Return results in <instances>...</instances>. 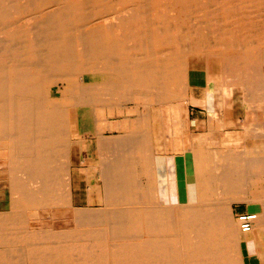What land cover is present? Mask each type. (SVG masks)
<instances>
[{"label":"bare ground","instance_id":"6f19581e","mask_svg":"<svg viewBox=\"0 0 264 264\" xmlns=\"http://www.w3.org/2000/svg\"><path fill=\"white\" fill-rule=\"evenodd\" d=\"M192 63L210 129L172 111L187 156L155 190L147 117L114 114L142 96L187 99L202 81ZM226 80L245 120L221 143L213 91ZM89 169L100 184L82 205L73 174ZM241 202L257 214L249 233L230 213ZM242 237L264 264V0H0V264H242Z\"/></svg>","mask_w":264,"mask_h":264},{"label":"rangeland","instance_id":"374dc122","mask_svg":"<svg viewBox=\"0 0 264 264\" xmlns=\"http://www.w3.org/2000/svg\"><path fill=\"white\" fill-rule=\"evenodd\" d=\"M255 11V10H254ZM257 11V10H256ZM259 11V10H258ZM121 12V11H120ZM187 16H185V14L181 15V21H184L186 26L187 20L186 19ZM199 20V21H198ZM201 22L200 19L196 18V22L193 21L192 23H188V25L186 27H191L193 25V27H197L195 23ZM102 25H107L109 22L107 21H103L101 22ZM105 23V24H104ZM195 24V25H194ZM182 27V29L186 28V27ZM194 62H196V60H194ZM194 64V65H193ZM210 64V63H209ZM198 64L196 63H192V66L194 68L195 74L199 75L200 79L199 81H201V83H191L188 84L186 86V88L188 89H184L186 91V94H189L192 98H196V99H200V100H207L208 94H207V86L206 83L204 82V80L207 81V75H206V70L203 69L202 67L197 66ZM222 77H223V73H222ZM226 92L222 89H216L215 91H213V96L218 94V92H222L224 95H220L218 96V98L216 99L217 103H222L223 99L227 96V101H233L235 103L234 108L231 109V114L230 116H232V119H230L229 123L227 126H223V128L221 127L220 131V140L219 142H223V143H227V142H236L238 140H240V138L243 137L242 133H243V128L240 127L243 124V121L245 120V111H244V95L241 92L242 88L241 87H235L233 86H229L231 85V83H229L226 80ZM235 87V88H234ZM231 88V89H230ZM190 92V93H189ZM219 93V94H220ZM185 94V95H186ZM58 99L57 101H59V98H62L63 96L59 93L57 95ZM177 98V99H176ZM180 96H174L173 98H166V99H155L154 96L153 98H151L150 100H148L147 98H145L144 96L137 98V101L134 100L135 102H126L124 107L120 109V112H117L116 114H114L115 116H119L120 119L122 118L123 121L126 122V124H131L132 120L135 118H144L147 117L148 119V126L150 128V139H151V147L152 150H154V156H152V161L149 162V168H147V173L150 178L149 180L152 181L155 190L156 188L159 189V181L161 182V176L162 173L166 170L169 172H175V168H176V164L180 161V160H184L187 156L184 154V149L183 146L181 145L180 141L178 140H171L169 138H167L165 144L169 147V151L167 153L168 157H163L160 156V152H159V148L163 146V137L161 135L162 130L160 128V126H162V123H164V125L167 127L170 131L167 132V135L169 137V134H172L173 131V125L175 123H172L171 120V116H172V111H174L175 109L180 113L178 114V116L180 117V119H184L186 121V125H187V129L189 130V132L193 133V134H198L200 135L201 133L205 132V131H209L210 129V117H209V113L207 111H204L202 109L204 108H198L201 107L202 105H184L185 108L179 107V104H184L187 99L186 98H180ZM135 99V98H134ZM171 100V101H170ZM171 102V103H170ZM133 104V106H132ZM216 107V105L214 106V108ZM216 108H218V110L222 109L219 108V106H217ZM228 109V108H227ZM184 112L183 116H181V113ZM218 117L215 119L216 123L222 122L220 118L223 117H227L226 115H224L223 117L220 115L219 111H218ZM208 115V116H207ZM101 119L105 121H107L109 119V110L108 109H103L101 110ZM225 119V118H224ZM131 121V122H130ZM116 122V121H115ZM207 124V125H206ZM207 126L206 129H204L203 126ZM102 125H99L98 127H100ZM106 125H104L102 127V129L105 128ZM235 126H237L235 128ZM165 127V130H166ZM101 128V127H100ZM125 132L128 133L129 129H125ZM117 133V134H116ZM110 135V134H108ZM107 135V136H108ZM120 135V131H115V136ZM95 141H93L92 145H91V154L96 157L97 155V151H96V146H95ZM189 142L185 145V147H188ZM89 144L86 143L84 146V155H87V151L86 149L88 148ZM216 149H224L225 146H222L218 144L216 146H214ZM183 149V150H182ZM166 156V155H164ZM156 160V161H155ZM168 160L169 164L167 165L166 161ZM164 162V165H162V163ZM168 166V167H167ZM157 168V169H156ZM174 171H173V170ZM156 170V171H155ZM165 171V172H166ZM155 175V177H154ZM99 174L96 172H94L93 169H89L88 170V177L86 174H83L79 171H76L73 174V179H74V187H75V183L78 184L80 186L81 184V189H82V194L81 195V202H83L82 205H85V192L88 189L89 190V185L91 186L92 190H96V188L99 186L100 181H99ZM97 177V178H96ZM87 178V179H86ZM155 179V180H154ZM158 179V180H157ZM139 180V178H138ZM143 183L145 184L146 182L143 181ZM89 184V185H88ZM97 191V190H96ZM95 197V195H94ZM93 197V199H94ZM93 204L98 205V201H96L95 199L93 200ZM243 204V205H242ZM246 206H248L246 203L241 202V203H234L231 208H230V213L232 216V219L234 221V223H238V220L236 219V208L239 207L237 210L238 211H244ZM235 210V211H234ZM248 212H249V208H248ZM239 227V226H238ZM242 233V232H240ZM243 235V234H242ZM248 238L242 237V241L240 243V249H242V244L246 243L248 245ZM248 249L250 251V253H252V255L254 256V262L253 264L257 263V258H256V252L251 249L250 246H248ZM243 264V263H242Z\"/></svg>","mask_w":264,"mask_h":264},{"label":"crops","instance_id":"0c3cea01","mask_svg":"<svg viewBox=\"0 0 264 264\" xmlns=\"http://www.w3.org/2000/svg\"><path fill=\"white\" fill-rule=\"evenodd\" d=\"M193 99H196V98H192L191 96H189L188 98H187V101L184 103V104H179V106L180 107H182V108H185V106L184 105H191V106H194V105H201V103H202V101L203 100H200L199 99V101H201V103H193L194 101H192ZM194 104V105H193ZM221 105H222V107L221 108H223V109H220V110H218L219 111V113H220V115L223 117L224 115H226L227 117H224V118H220L221 119V121H223L226 125H228V124H230L229 123V121H230V119L229 118H231L232 119V116H230V114L232 113L231 112V109L232 108H234V106H235V103L233 102V101H230V102H228L227 101V96L223 99V101H222V103H221ZM184 106V107H183ZM195 107V106H194ZM198 108H204V109H202V110H204V111H207L208 109H206V108H209L208 106L206 107V106H204L203 104H202V106L201 107H198ZM228 108V109H227ZM208 113H209V111H208ZM208 115H210V114H208ZM207 115V116H208ZM171 121V120H170ZM204 127V129H206V125L205 126H203ZM167 138H169L170 139V137H168L167 136ZM167 138H166V133L164 132V135H163V141H164V143H163V147L164 146H166V144H165V142H166V140H167ZM187 144V143H186ZM185 144V145H186ZM243 205V204H242ZM239 207H237L236 208V213L235 214H237L238 212H248V206H246V208H245V210L244 211H238L237 209H238ZM235 211V210H234ZM239 258H241V262L243 263V264H253V262H254V256L252 255V253H250V251H249V249H248V245L246 244V243H243L242 244V249H241V254H240V256H239ZM258 262L259 263H261V259L260 260H258Z\"/></svg>","mask_w":264,"mask_h":264},{"label":"built area","instance_id":"2783aa9c","mask_svg":"<svg viewBox=\"0 0 264 264\" xmlns=\"http://www.w3.org/2000/svg\"><path fill=\"white\" fill-rule=\"evenodd\" d=\"M236 219L240 224V230L243 233H249L253 230L254 223L257 220V214L250 212H238L236 214Z\"/></svg>","mask_w":264,"mask_h":264}]
</instances>
